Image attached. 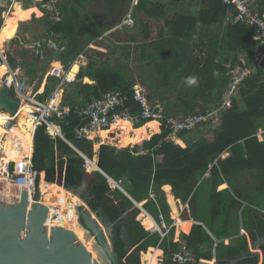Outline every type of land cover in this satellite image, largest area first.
<instances>
[{
	"label": "trees",
	"instance_id": "trees-1",
	"mask_svg": "<svg viewBox=\"0 0 264 264\" xmlns=\"http://www.w3.org/2000/svg\"><path fill=\"white\" fill-rule=\"evenodd\" d=\"M85 1L64 0L61 4L63 16L60 23L53 24L48 21L49 17H45L48 32L57 33L66 41V46L57 53L48 51L46 60L42 63L41 59L36 58L37 64H26L30 83L43 81L48 67L54 61L61 62L66 70H70L81 49L91 42H97L106 31L115 26L112 22L111 25L107 22V17L123 12L110 11L106 14L88 11ZM206 1L209 3L208 9H203L197 19L177 16L164 23L168 33L161 36L160 44L163 48L151 63L154 74L160 79V85L167 90L174 91L182 78L196 75L195 72L180 75L176 73L182 67L178 62L180 56L178 53H170L183 50L182 47L188 48L187 40L193 32L191 23L193 26L199 20H211L213 23L219 14L226 15L228 8L222 0ZM132 4L133 0L109 1L111 7L126 9L124 14ZM157 11H162L159 3L141 0L135 7L134 14L143 12L153 16ZM186 28L188 35L185 34ZM253 33L252 28L240 24L228 25L221 47L230 54V60L224 62L229 63L231 68L240 64L237 59L239 53L253 56L256 47L252 40ZM145 36L149 37L147 26ZM12 45L15 49L20 48V42L16 39ZM215 53L216 50H210L205 65L199 63L205 69L198 72L199 75H205V78L199 80V86L194 88V81L187 79L191 89L176 101L185 105L188 111L199 107L200 112L205 113L208 105H218L223 92L229 88V70L224 62H216ZM126 57L129 58L130 55L126 54ZM9 61L14 69L18 68L19 65L12 57H9ZM126 69L125 65L113 67L110 63L102 64L98 58L91 57L89 64L78 73L79 83L70 84L66 88L69 91L68 88L72 87L64 102L71 109L70 116L62 121H54L61 126L65 138L89 159L95 155L94 143L77 140L75 135V130L83 125L77 116L78 109L93 99H102L108 92L121 91L127 98L126 107L130 114L137 116L142 112V107L135 98L136 84L128 78ZM216 71L218 76H215ZM86 77L95 83L84 84L83 79ZM59 83V79L49 77L45 91L39 98H49ZM239 94L242 102L234 100L233 108L224 112L221 123L209 133V137L192 141L189 140L188 133H180L178 137L185 141V148L174 141H165L170 132L164 125L161 132L154 135L159 131V123L156 121L142 122L134 128L136 131L146 132L148 139L154 135L143 145L134 148L124 146L122 149L102 145L97 164L106 175L95 171L96 167H93L94 169H90L93 170L90 183L85 189L83 181L88 175L85 157L62 138L52 139L46 131L47 127L40 126L34 134L32 154L33 169L38 173L37 184H40V173L44 172L46 182L57 184L59 178H62L64 189L81 192L91 211L84 212L80 221L87 229L90 224L95 225L103 242L107 239L105 229L111 227V244L117 264H141L142 252H145L142 263L149 264L146 253L149 248L161 249L167 259L166 264H175L172 258L182 246L195 255V264H199L201 260L214 264V257L218 264H264V140L257 138L259 130H264V66L256 70L252 78L244 81ZM82 96V101L77 102ZM225 154L228 157L223 158ZM92 162L96 164L97 157ZM248 176L253 182L242 183L241 179ZM109 179L119 182L120 188H114ZM226 183L229 188L217 191L218 187ZM170 187L177 199L190 206L191 217L196 222L189 233L181 234V243L174 241L175 227L168 236L162 238L158 232L146 230L138 220L143 209L158 224L163 221L168 225L173 224L171 217L176 219V215L167 202ZM39 197L38 193L36 200ZM135 203L143 204L142 209ZM243 203L248 205L242 211V225L239 212ZM215 240L219 242L216 243ZM251 246L256 251L252 252ZM158 264H162L161 261Z\"/></svg>",
	"mask_w": 264,
	"mask_h": 264
},
{
	"label": "built area",
	"instance_id": "built-area-1",
	"mask_svg": "<svg viewBox=\"0 0 264 264\" xmlns=\"http://www.w3.org/2000/svg\"><path fill=\"white\" fill-rule=\"evenodd\" d=\"M17 1L11 0L10 11H13L14 4ZM63 1L42 0V8L45 7L50 10L45 17H49L48 21L53 24L62 21L61 4ZM140 1L133 0L132 8L123 19L119 29L133 28L136 25L134 11ZM222 3L230 10L229 19L231 24H240L254 30L252 40L256 43V47L252 57H248L245 54L244 58L242 57L240 60L241 64L229 70V88L223 92L222 98L217 106L213 104L208 105L205 113L200 111L188 115L167 113L168 111L165 105L157 100L152 101L150 93L144 87L135 86V98L142 107V112L137 116H132L130 110L126 107L127 98L124 94L121 91H112L106 93L102 99H93L90 103L78 109L77 116L83 125L75 130L76 139L93 142L98 138H93L94 133L109 130L116 121L121 119L129 120L134 128L142 122L156 121L159 123L160 130L162 129V125L169 130L170 134L165 138L167 142L176 141L182 132L192 135L194 132L203 130L206 127L215 128L219 126L224 112L233 108L234 100L240 92L244 81L252 78L253 73L264 66V12L259 8L258 0H222ZM48 30L49 28L45 27V36L41 42H36L29 46L30 51L37 59H46V53L48 51L57 53L66 46V41L63 38L54 31L48 32ZM0 64H7L10 68V73L4 78V87L9 88L13 95L20 100V107L22 105L31 107L32 113L30 117L34 120L35 131L38 127L44 125L47 127L46 131L52 139L61 136L70 143L63 135L61 126L54 121V119L62 121L70 116L71 109L64 105L63 89L76 82L75 79H69L68 72L65 71L62 63L60 62V67H53L45 74L44 80L46 81L49 77H55L60 80L55 91L45 100L39 98V95L44 92L41 93L40 90H31L29 78L22 76L20 69L13 70L5 49L3 53H0ZM12 72L14 73L13 80L8 85V80L13 75ZM216 75H218V72H216ZM13 124L14 120L9 121L8 127ZM53 128H58V131L53 133ZM111 135L113 136L114 134ZM257 138L260 141L264 140V130H259ZM142 154H146V152H142ZM7 173L9 178L0 179V190H2L3 184L18 190L27 189L30 203H34L35 195L38 194L39 189L37 184L38 173L33 169L32 157L25 159L20 165L14 162L9 163ZM110 183L114 188H120L119 182L110 181ZM9 187H7V191H9ZM152 197H154V194ZM19 200L13 202L11 198L7 200L3 198L4 204L6 205L15 204ZM247 205V203H243L239 212L240 221L242 211ZM162 225L163 228L159 229V233L162 238H165L169 235L173 225H165L164 221ZM242 233L243 231L241 230ZM218 242L216 241V243ZM172 261L175 264L197 263L195 255L185 246H182L180 251L173 256ZM161 263L164 264L163 261Z\"/></svg>",
	"mask_w": 264,
	"mask_h": 264
},
{
	"label": "crops",
	"instance_id": "crops-1",
	"mask_svg": "<svg viewBox=\"0 0 264 264\" xmlns=\"http://www.w3.org/2000/svg\"><path fill=\"white\" fill-rule=\"evenodd\" d=\"M67 1H69V0H66V2ZM153 1H155L156 3H159V5L162 6V11H157V14H155L153 16L146 15L143 12L135 13L136 26L134 28H125V29H120V30H115V31L109 30L101 38L98 39L99 45L96 46L97 50L106 53L107 51L105 50L106 49L105 48V42L109 41V37L111 36L110 34L112 32L114 33L117 31L127 32V34L129 35V41H127L126 44L129 47L127 48L126 54L130 55V57H129L130 59H132V55H133V57L135 56V54L138 56L139 61H138V63L137 62L136 63L139 65V68L141 69L138 71L141 72V76H143L147 80V82L144 84V86H142L144 88H148V81L150 83L153 79V78H151L152 74H154L153 65H152L151 61H153L154 57L157 56L160 49L163 48L162 45L160 44L161 43V36H166L168 33L167 29L164 27V23H167V22H170L171 20H174L177 16H180V17L183 16V17H188V18L194 17L197 19L198 14H200L203 9L204 10L208 9V6H209V3L206 0H172V2L174 1V4L169 3L171 0H153ZM22 2H23V4H22ZM85 3H86V6L88 7V9L92 7V9L90 11H97V10H94L95 5H97V6L100 5V8L102 9V11H108L109 10V9H104L105 0H86ZM10 5H11V0H0V31L6 25V21L15 22L18 24V30H17L16 35L11 40L7 41L10 44V46H12V48L14 47L12 45V43H13V40H15V39L20 42V49L22 47H25L26 45H28V43L29 44H31L33 42L36 43V42H39L40 39H43L45 36V21H44V19H45V15L48 14V11L39 10L37 8L34 0H18L17 3L14 4V9L11 12L9 11ZM23 5H24V7H22ZM258 6L261 9V11L264 12V0H258ZM229 11L230 10L227 9L226 15L222 14V13L219 14L213 23L211 22V20H205V22L202 20L201 21L199 20L194 24V26L191 23V29L193 30V32L187 40L188 41L187 42L188 48L185 49L182 47L183 50H180V51H184L182 53L179 50H175L176 52L175 51L170 52L171 54H174V55H176V53H178L180 56V59L178 62L180 64H182L181 65L182 67L178 68L176 73H179V75L181 73H187V72H188V74H191L192 72L196 73V75H194V76H188L189 78H182L183 80L180 82V84H178V86H176V88L178 87V90L175 92L176 96L179 97L180 94L185 95L184 90H186V92H187L191 89V85L185 84V81H187V79H192L194 81L193 87L197 88L199 86V83H198L199 80H201V78H205V75H199L198 74L199 71L203 72L205 70L204 68H203L204 70L201 68L199 63L202 62L201 65L202 66L205 65L207 53L210 50H216L217 51V53H215V54H217V55H215L216 62H218V63L222 62L223 63L227 59L230 60V54L227 51H224L223 47H221L223 40H224V36L226 34V30L228 28V25L230 24ZM36 14L37 15L42 14V16L39 17V16H36ZM31 16H33L32 20H35L38 23L37 25L31 24L30 23L31 20H28ZM140 22H143V23L140 24ZM145 26L148 27V31L150 34L149 39L145 38ZM21 29H22V31H21ZM217 31H219V35L215 36L216 39H214L212 34L213 33L217 34ZM140 33H141V36L143 37L142 39L138 38ZM185 34L188 35L187 28L185 30ZM208 34H211L210 37L209 36L206 37ZM218 38H220L219 41H218ZM182 41H183V39H182ZM177 51H179V52H177ZM243 56H244L243 54L239 53L237 55L238 61H240ZM171 57H172V55H171ZM234 57H235V55H234ZM129 58H127V59H129ZM84 59H85L84 54H81L78 61H75V63L76 62L81 63L80 69L86 67L89 64L90 60L87 62H84L83 61ZM55 62L60 64L59 61H55ZM75 63L72 65V67L75 65ZM224 64H225L226 68L231 67V65H229V63L226 64L224 62ZM72 67H71V69H72ZM9 72H10V70H9ZM5 76H4V78H5ZM12 78L13 77L10 76L9 83H11ZM87 78L88 77H86L85 80ZM88 79H90V78H88ZM42 84H43L42 90H40L41 93H43L45 91L46 80L45 81L43 80ZM184 85H186V89L183 88ZM162 93H163V95H165L164 93L170 95L172 92L166 91V92H162ZM173 93H174V91H173ZM157 96H160V94H158ZM160 97H162V96H160ZM157 101H160L162 104L164 103V100L161 98H157ZM184 101H186V98L184 99ZM200 101H202V100H200ZM164 105L166 107V104H164ZM148 124L154 125V123H148ZM102 131H104V130H102ZM115 133H116V131H115ZM158 133H159V131L156 134H158ZM111 134H114V132ZM120 134H122V132ZM198 134H199V132H194L192 135H190L189 140L195 141L196 140L195 136ZM97 137H98V135H97ZM145 137H146L145 141H149L152 138L151 137L150 139H148L146 132H145ZM98 138L102 139L101 136H99ZM178 143L181 144L183 147H186V143L183 139L178 140ZM138 145H140V144H138ZM127 146L134 147L132 145H127ZM32 154H33V152H32ZM32 154H31L30 158L32 157ZM95 156L98 159V156L97 155H95ZM226 157H228V154L224 155V158H226ZM44 176H45V174H44ZM222 186H223V188H221ZM222 186L218 187L217 191H222L224 189L229 188L228 183H226ZM167 200H168L167 202H169V204H170L172 212L176 215V219H173L171 217V219L173 220L172 225H173V227H175V229H174V231H175L174 232V241L181 243V238H180L181 234L182 233H189L192 226L194 224H196V222L190 216L189 206L185 205L182 202V200L176 198V196L172 190V187H170L168 192H167ZM140 205L142 206L143 204H140ZM184 214H185V216H184ZM141 215H143L144 217L142 219H139V217H138V220L142 223V225H143V220L145 219L146 215L150 216V218L153 220V222L156 225L152 229H147L143 225V227L146 230H148L152 233H154V232L159 233V229L163 228V225L158 224L157 221L150 214H148L145 210L142 209ZM164 224L168 225L165 222H164ZM168 226H170V225H168ZM152 249L162 251L159 248H152ZM163 256H164V252L162 251V257ZM216 261H217V259H216Z\"/></svg>",
	"mask_w": 264,
	"mask_h": 264
},
{
	"label": "water",
	"instance_id": "water-1",
	"mask_svg": "<svg viewBox=\"0 0 264 264\" xmlns=\"http://www.w3.org/2000/svg\"><path fill=\"white\" fill-rule=\"evenodd\" d=\"M4 91L13 100L9 105L10 112L16 115L20 100L9 88L4 87ZM68 144L80 153L72 144ZM85 159L87 173H90L89 161L93 158ZM97 163L98 159L95 171L106 175ZM57 184L63 186L62 178ZM71 192L83 204L53 186L39 194L38 200L36 194L33 204L30 203L27 189H22L21 199L12 205L4 204L0 196V264H117L111 244V227L105 229V242L101 240L95 225L90 224L89 229L85 228L80 217L91 210L81 192ZM136 205L142 209L140 204ZM199 264L207 263L200 261Z\"/></svg>",
	"mask_w": 264,
	"mask_h": 264
},
{
	"label": "rangeland",
	"instance_id": "rangeland-1",
	"mask_svg": "<svg viewBox=\"0 0 264 264\" xmlns=\"http://www.w3.org/2000/svg\"><path fill=\"white\" fill-rule=\"evenodd\" d=\"M34 1H35L36 6H37V8L39 10L47 9L45 7L42 8L43 7L42 6V3H43L42 0H34ZM109 1H111V0H105V7H104V9H109L108 11H102V9L100 8V5L99 6L95 5L94 10H97V11H92V12H95V13H106V14H108L110 11H123L122 13H120L117 16L107 17L108 18V21L107 22H109L110 25H111V22H112L113 25H115L113 28L109 29L110 31L111 30L113 31L115 28H118L119 27V24H117V23L123 20V18L125 17V14L128 12V10L124 14V12L126 11V9L119 10L118 8L111 7L109 5ZM169 3L170 4L171 3L174 4V1L172 2V0H171ZM22 4H23V2H22ZM22 7H24V5ZM91 9H92V7L89 8V9L87 7V10L88 11H90ZM46 11H50V10L47 9ZM115 15H116V13H115ZM36 16H39L40 17V16H42V14L41 15H37L36 14ZM32 19H33V16H31L28 20H31V22H30L31 24L37 25L38 23L35 20H32ZM21 31H22V29H21ZM211 34H208L206 37H208V36L210 37ZM110 35H109L110 36L109 37V41L108 42H105V48H106L105 50L107 51L106 53L105 52H102V51H99V50L96 49V46L99 45L98 41L97 42H91L85 48L81 49V53L77 57V59L75 61H78V59L81 56V54H84V57H85V59L83 60L84 62H87V61L90 60L91 57H94V58H98V60L102 64L103 63H110L113 67H115L117 65H125L126 68H127L126 69L127 70L126 73H128V78L132 82H134L136 84V86H144V84L147 82V80H146V78H144L143 76H141V72L138 71V70H141L139 68V65L137 64L138 61H139L138 60V56L135 54L134 57L132 55V59H130V58L127 59L126 58V51H127V48L129 47L126 44V42L129 41V35L127 34V32H120V31H117V32H114V33L112 32ZM217 35H219V31H217V34H215V33L212 34V36H213L214 39H216L215 36H217ZM138 38H141V39L143 38L141 36V33L139 34ZM145 38H147V37L145 36ZM147 39H149V37ZM42 40L43 39H40L39 42H41ZM219 40H220V38H218V41ZM33 44H34V42L31 43V44L28 43V45H26L28 48L27 47H22L21 49L20 48L19 49L12 48V46H10V44L8 42L5 43V45H4L5 46L4 49L6 51V54L8 55V57H12L15 60V62L19 65L17 69H20L21 70V75H23L24 77H27L26 67H25L26 64L27 65H30V66L37 64V61L35 60L37 57H35L32 54V52L30 51L31 49L29 48V46L30 45H33ZM243 58H244V56H243ZM45 60L46 59H42L40 63L44 62ZM56 63L57 62H55V61L52 62L51 65L48 67V70L47 71H50L51 68H53V67H58V66H55ZM64 69H65V67H64ZM13 70H16V69L13 68ZM70 70H66L65 69V71L68 72V73L70 72ZM76 78H77V76H76ZM76 78H75V80H76L75 83H79V78H77V79ZM151 78H153L152 81L150 83L148 81V88H145V89L150 93V96H151L152 101L157 100V98H161V99L164 100L163 105L166 104V108L168 109L167 110L168 111L167 113L187 115L186 113L191 114V113H195L197 111H200V108L199 107H196L192 111H188V108L185 107V105H181L178 102H176V101H178L177 100L178 99V96H176V93L175 92L178 90V87L174 90V93H173V91H171L172 93L170 95L169 94H166V93H164L165 95H163L162 92H166V91L169 92L170 90H167L166 88H164V87H162L160 85V79L156 76V74H152ZM9 80H10V78H9ZM9 80H8V85L10 84L9 83ZM3 82H4V80H3ZM3 82H2V85H3ZM42 82L43 81H40V80H36L33 83H30L29 82L30 83L31 90H33V91H36V89L37 90H42V86H43ZM83 83L84 84H94L95 82L94 81H92V82H86L85 81V78H84L83 79ZM198 83L200 84V81ZM185 84H188V82L185 81ZM46 85H47V81H46ZM183 88L186 89V85H184ZM68 89H69V91L66 88L63 89L64 90V93H63L64 102L68 98V94L72 91V87L70 86ZM184 91H186V90H184ZM158 94H160V96H162V97L157 96ZM179 96H183V94H180ZM81 99H83V96L82 97H79V99H77V102L79 101V103H80L82 101ZM235 100H238V101L242 102L241 94L238 93L237 96H236V98H235ZM17 119H18V117L15 118L14 124L11 125L10 127H12V126H14V125L17 124ZM214 130H216V128H212V127L207 128L206 127L203 130L197 131V132H199V134L195 136L196 137V140L201 139L202 137H205V136H208L209 137L211 135L209 133L212 132V131H214ZM135 131L136 130L134 129V127L131 126V129L129 130V132H122V134H120V137L118 138V141L116 140V137L118 135V132L117 131H116V133L114 132V135L113 136L110 135L109 138L106 139V140H102L100 138L95 139L93 141V143H94V147L93 148L96 149V151H97V152H95L96 153L95 155L98 156L99 147L101 145H110V146L117 147V148H120V149H122L121 147L127 146L126 144H128V143L130 145H132V146H135L132 143V138L134 136V132ZM99 132L101 133V131H99ZM99 132H97V133H99ZM160 132H161V130L159 129V133ZM100 133L98 134V137L100 136ZM155 135H157V134H155ZM144 142H145V140L142 143H140V145H143ZM176 144L179 145L180 147H183L181 144L178 143V141H176ZM130 148H133V147H130ZM183 148H185V147H183ZM93 167L94 166L91 165L89 169H92ZM90 171L91 172L88 173V175L85 177V180L83 181V188L84 189L90 183L91 173L93 172V170H90ZM40 177H41V179H40V184L38 186V189H39V192L38 193L39 194H42V192L40 191L41 190L40 187H41V182L43 180L45 181V176H42V174H41ZM241 182L242 183H244V182L252 183L253 182V179L248 176V177L242 178L241 179ZM69 192H71V191H69ZM75 196H77V195H75ZM189 210H190V206H189ZM189 213H190V216H191V210H190ZM184 216H185V214H184ZM241 222H242V225H243L244 219H243V215L242 214H241ZM241 230H242V227H241ZM251 251L252 252L253 251H256V248H254V247L251 246ZM140 259H142V255H141V258ZM160 259L163 261L164 264H166L167 259L164 256L161 257ZM212 260L215 262L214 264H218V261H216V258L215 257ZM202 263H208V262L202 261ZM141 264H142V260H141Z\"/></svg>",
	"mask_w": 264,
	"mask_h": 264
},
{
	"label": "bare ground",
	"instance_id": "bare-ground-1",
	"mask_svg": "<svg viewBox=\"0 0 264 264\" xmlns=\"http://www.w3.org/2000/svg\"><path fill=\"white\" fill-rule=\"evenodd\" d=\"M17 30H18L17 23L6 21V25L0 31V53H3L5 43L11 40L16 35ZM55 66L60 67V64L56 63ZM80 67H81V63L76 62L75 65L70 70V72L68 73V77L70 80H74L76 78L80 70ZM9 70L10 68L8 67L7 64H0V179L9 178V175L7 173V166L9 163L14 162L20 165L25 161V159L30 158L33 152L32 144H33L34 131H35L34 120L33 118L30 117V114L32 113V109L30 106L22 105V107H19L16 115L11 114L9 110V105L13 103V100L8 98L7 94L4 93L5 92L4 83L2 85V82L4 80L3 78L9 72ZM12 74L13 75L11 77L14 76V73ZM85 81L91 82V80L88 78ZM17 117H18L17 124L12 127L9 126L10 127L9 128L8 127L9 121L15 120V118ZM131 126L133 125L129 120L121 119L116 121L111 126V129L109 131L104 130L101 131V133L100 132L99 133L102 140H106L109 138L111 133L117 131L118 135L116 137V140L118 141V138L120 137V133L129 132ZM57 131L58 128L52 129L53 133ZM99 133H94L93 138L96 137ZM145 139L146 137L144 131H135L134 136L132 138V143L134 145H137L142 143ZM95 157L96 156L94 155L92 161H94ZM92 161H89V163L92 166L96 167V164H94ZM41 174L42 176H44V172H42ZM52 186L74 197L75 199H77L82 203V201L77 196L65 190L62 186H59L56 183L54 184L48 183L46 182V180L45 181L43 180L41 182L40 191L43 194ZM7 187L9 186L4 184L2 185V190H0V196L5 200L11 198L13 202L18 201L22 190L9 187L10 189L8 188L9 191H7ZM143 217L144 216L141 215L139 216V219H142ZM143 225L147 229H152L156 226L153 220L148 215L145 216V219L143 220ZM146 253L148 255L149 264H158L160 262L161 260L160 258L162 257V251L149 248L148 252Z\"/></svg>",
	"mask_w": 264,
	"mask_h": 264
},
{
	"label": "clouds",
	"instance_id": "clouds-1",
	"mask_svg": "<svg viewBox=\"0 0 264 264\" xmlns=\"http://www.w3.org/2000/svg\"><path fill=\"white\" fill-rule=\"evenodd\" d=\"M131 8H132V6H131ZM131 8L129 9V11L131 10ZM129 11H128V12H129ZM128 12H127V13H128ZM126 15H127V14H126ZM126 15H125V16H126ZM134 17H135V14H134ZM124 18H125V17H124ZM124 18H123V19H124ZM122 21H123V20H122ZM135 21H136V18H135ZM121 23H122V22H121ZM121 23H120V24H121ZM120 24H119V26H120ZM135 26H136V25H135ZM135 26H134V27H135ZM134 27H133V28H134ZM123 29H125V28H123ZM115 30H120V29H119V27H118V28H115L114 31H115ZM239 62H240V64H241V61H239ZM238 65H239V64H238ZM236 66H237V65H236ZM236 66H235V67H236ZM227 69L230 70V69H233V68L229 67V68H227ZM216 72H218V71H216ZM216 72H215V76H218V75H216ZM228 73H229V71H228ZM227 75H228V74H227ZM228 77H229V75H228ZM229 84H230V77H229ZM242 85H243V84H242ZM221 98H222V97H221ZM197 112H198V111H197ZM153 122H154V121H153ZM145 125H146V124H145ZM208 128H209V127H208ZM135 129H136V128H135ZM60 138H61V137H60ZM178 140H182V139H180V138L178 137V138L176 139V141H178ZM176 141H174V142L176 143ZM70 144H71V143H70ZM136 146H137V145H136ZM40 175H41V174H40ZM110 180H111V179H109V181H110ZM242 231H243V229H242ZM216 241H217V240H216ZM201 261H203V260H201Z\"/></svg>",
	"mask_w": 264,
	"mask_h": 264
}]
</instances>
